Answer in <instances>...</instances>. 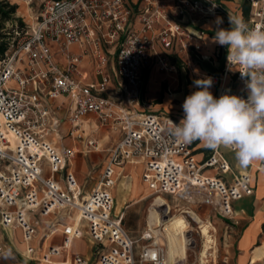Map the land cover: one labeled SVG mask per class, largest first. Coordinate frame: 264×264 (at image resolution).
<instances>
[{
	"label": "built area",
	"instance_id": "2783aa9c",
	"mask_svg": "<svg viewBox=\"0 0 264 264\" xmlns=\"http://www.w3.org/2000/svg\"><path fill=\"white\" fill-rule=\"evenodd\" d=\"M228 15L240 16L220 0L41 1L24 20L26 27L15 29L0 60V257L14 251L4 230L20 229L25 249L16 252L28 263L65 256L66 264H168L156 233L145 229L133 237L124 214L115 211L116 168L129 162L144 164L142 180L154 194L213 193L220 214L235 217L234 203L254 193L250 174L233 169L224 146L198 161V141L185 144L172 135L169 121L179 124L177 116L139 110L148 71L155 65L172 70L183 55L204 60L200 21L218 16L229 28ZM241 17L249 27L264 29V0H250L248 17ZM220 52L216 47L208 59ZM86 58L97 77L91 82L83 80ZM111 59L120 80L117 95L110 87ZM238 68L230 70L226 48L221 72L208 73L217 98L226 92L246 97ZM65 105L68 136L85 151H102L98 138L85 135L88 116L96 117L99 128L121 135L89 191L70 167L78 146L55 141ZM44 163L51 169L48 176ZM258 169L264 170V161ZM61 211L65 219L57 218ZM59 232L63 241L55 244ZM84 237L92 242L91 258L72 253L73 241ZM140 240L146 243L135 255Z\"/></svg>",
	"mask_w": 264,
	"mask_h": 264
},
{
	"label": "rangeland",
	"instance_id": "374dc122",
	"mask_svg": "<svg viewBox=\"0 0 264 264\" xmlns=\"http://www.w3.org/2000/svg\"><path fill=\"white\" fill-rule=\"evenodd\" d=\"M12 1L19 5L16 12V17L28 21L30 20L31 16L39 9L42 0ZM239 6L240 8L237 4H232V9L241 10L242 4ZM231 11L234 12V10ZM225 24L227 23L225 22ZM11 25L12 23L9 22L8 26L11 27ZM223 28H227V25ZM222 54L223 52L221 50L217 58L220 61V59L223 57L221 60L223 65L225 61V55ZM173 67L174 68L172 70V67H169V70H156L158 77L156 81L157 86L154 91L151 90L150 80L148 95L144 101L146 104L143 103L142 106L148 111H161L171 115L183 117L184 113L182 109V101L174 100L170 104H167L168 94L171 92L182 91L184 87L185 89H188L186 93L190 94L191 87H194V90H196L195 86L193 85V81L200 78L201 74H207V70L212 69V67H210L208 64L205 66L194 64L188 65L184 62L180 63L179 61H177ZM194 70H198V73ZM214 72L219 73V68ZM154 73L155 72H153L152 76L155 75ZM210 91L214 97H216V88L212 87ZM115 144L116 142L112 140V142L108 144V148L113 149ZM110 149L108 151H110ZM93 156L96 158L95 161L97 162V166L96 170L90 172V174L88 173V170L91 168L93 161H90V159L86 157V164L89 169L87 167L83 169L82 166L85 161L82 160L80 155L77 159V171L80 170L83 178H86L85 188H88L92 182V178L90 176L97 175L102 163L108 159L109 152H95ZM195 156L198 161H201L204 157V154L196 153ZM50 172V166L44 163V176L50 175ZM130 172L133 177H120L117 180V184L113 192L116 199L119 195V191L117 190L118 185L124 186L125 201L123 204L124 208L122 210L125 212L124 221L127 228H129L135 236L139 238L142 232L149 227L158 228L162 234L166 247V243L171 244L172 246L175 244L177 245L178 251L172 252V264H202L200 261V255L203 249V237L199 227L203 221H210L215 228L214 235L216 244V257L210 256L208 258V264H239L238 239L241 236L243 230L253 220H255V211H253L251 216L246 218L224 217L220 214L218 197L213 193L210 194L198 189H193L191 192L182 195H152L143 186L139 169L126 167L123 171V174H128ZM151 208H153V210L155 209L156 216H154L152 219L153 222L149 223L148 218ZM181 214L186 216V222L181 218H178V216ZM61 215L63 219H65L66 211L59 212L57 214V218H60ZM173 222H176L177 225L179 222L180 226L175 228V226L172 225ZM171 245L170 247L172 248ZM259 245H264V218L261 220V222H259L258 238L248 250L245 264H264V257L255 263L251 262V256L253 255L254 247ZM77 246L79 250L84 253L88 250L87 243H85V241H78ZM141 246L142 240L139 241L138 246L135 248V255L138 254ZM178 255L183 257L181 263L178 261ZM135 257L137 261V256Z\"/></svg>",
	"mask_w": 264,
	"mask_h": 264
},
{
	"label": "clouds",
	"instance_id": "9594fccd",
	"mask_svg": "<svg viewBox=\"0 0 264 264\" xmlns=\"http://www.w3.org/2000/svg\"><path fill=\"white\" fill-rule=\"evenodd\" d=\"M214 23L212 41L227 48L230 70L239 66L246 97L227 92L214 97L212 77L195 79L197 90L186 96L179 124L169 121L171 132L185 144L201 141L208 149H233L238 165L247 168L264 161V29L251 28L235 15H228L229 28L220 27L222 17Z\"/></svg>",
	"mask_w": 264,
	"mask_h": 264
},
{
	"label": "crops",
	"instance_id": "0c3cea01",
	"mask_svg": "<svg viewBox=\"0 0 264 264\" xmlns=\"http://www.w3.org/2000/svg\"><path fill=\"white\" fill-rule=\"evenodd\" d=\"M137 0H130L131 3L136 2ZM221 2H223L225 4V6L230 9V10H234L235 13H237L238 15L242 16V9L241 10H237V9H232V4H237L238 7L240 8V4H243L245 0H220ZM197 18H199L198 15H196ZM215 16L213 19L211 20H201L200 24L197 28L202 29L205 31V36H204V40H203V54L206 56V58L202 61H196V59L194 57H189L188 55H183L182 58H178L177 61H180V63H186L188 65L194 64V65H209L210 67H212V69L207 70L208 73L214 72L216 69L219 68V73L221 72L224 64L222 65L221 60L223 59V57L220 59L217 57H213L211 59H208L209 56H211L213 50L216 47H219L220 50H222L223 54L226 53V47L224 46H220L216 43H213L212 41V37L215 35V29H216V24L214 23V21L216 20ZM188 19V18H187ZM188 25H189V20H188ZM226 27V24L223 20V23L220 25V27ZM225 51V52H224ZM220 54V53H219ZM225 63V61H224ZM81 69L83 72V80L85 82H91L96 80V76L94 75V73L92 72V67L90 65V60L89 59H85L82 64H81ZM163 70V68L160 65H155L153 68H151L148 73H147V83H146V87H145V92H144V96H143V100L145 101L148 95V89H149V82L151 80V90H155L156 86H157V73L156 70ZM108 71L111 73V75L113 76V81L111 83V89L112 91L117 95V89L119 86V81L118 78L115 76V62L114 59H111L109 62V66H108ZM153 72H155L153 74ZM207 74H201L200 78L206 77L208 76ZM152 76V77H151ZM213 87L216 88V86L213 84ZM171 90V89H170ZM188 89L184 87V89L182 91H178V92H171L168 94V98L167 104H170L171 102H173L174 100H180L182 101V104L186 98V96L190 95L194 90V87H191V93L187 94L186 91ZM123 100L124 102L127 104V92L123 91ZM146 104V102H144ZM162 106V105H160ZM139 110L141 111H145L147 109H145L142 105L139 107ZM155 112H159V111H155ZM161 112V111H160ZM63 119L65 120V122L63 123L58 135V136H54L55 137V141L56 143H58V145H64V146H78L77 149V153L75 154L74 159L71 161L70 163V167L72 169V171L74 172L76 179L78 181V183L87 191L91 190L92 187L94 186V179H96L101 171V167L104 163H102V165L100 166L99 172L97 175H92L90 176L92 178V182L90 183V186L88 188H85V180L84 179L80 170L77 171V159L80 157L82 158L83 161H85L83 163L82 168L85 169L87 167L86 164V157L88 159H90V161H93V164L91 165V168L89 169L88 167V173L90 174V172L96 170V166H97V162L95 161L96 158H94L93 154L96 151H91V152H87L83 149L82 146H80L79 144H77L71 137L68 136V131L70 129V124L67 121V115H68V107L67 105H65L63 107V110L61 111L60 114ZM176 116V115H175ZM179 120H181L183 117H179ZM83 129L85 132V135L88 137H95L98 138L100 140V143L102 145V151L100 152H109L108 150L110 148H108V144H110L112 142V140H114V142L117 143V141L121 138V135L119 133H116L112 130L109 129H105V128H99L98 126V121L96 119V117L94 115L88 116L83 120ZM60 136L63 137L60 139ZM197 153H203L204 156H207L210 152V149L206 148L203 144V142L198 141L197 143ZM225 156L228 158V160L230 161L233 169L237 172H241V173H249L250 177H251V185L254 189V193L252 195L249 196H245L242 199L236 201L234 203V208H235V217L234 218H246L248 216H251L253 211H255V220H253L242 232L241 236L238 239V250H239V264H245V260L247 258V252L248 250L252 247V245L257 241L258 238V231H259V222H261V220L264 218V170H259L258 166L259 164L262 162L260 160L257 161H253L247 168H242L238 165L236 158H235V152L229 150L226 147L222 148ZM80 158V159H81ZM133 168V169H139L140 171V177H141V181L143 186L150 192V194L154 195V193L150 190V188L148 187V185L146 183L143 182L142 180V175L144 172V164L140 161L137 162H129L127 164H125L124 166L121 167H117L116 168V174H117V180L120 177H124V178H132L133 175L130 173L128 174H123V171L125 168ZM139 174V173H137ZM117 184V183H116ZM116 186V185H115ZM115 189V187L113 188V190ZM119 191V195L117 196V198L115 199V211L116 213H123L124 214V219H125V212L122 211L124 208V201H125V196H124V186L122 185H118V189ZM113 195L114 192H113ZM115 198V196H114ZM127 199V198H126ZM74 220V217L71 216L69 222H72ZM125 227L127 229V231L129 232V234H131L133 237L138 238L137 236H135L131 230L129 228H127L126 223L124 221ZM155 228V227H153ZM150 229V228H147ZM5 235L10 238L11 242L13 243V249L14 251L12 253L9 254H4L2 257H0V264H66L64 263L66 257L65 256H59V257H54L53 258V262L51 263H38L37 261H31V262H27L24 259H22L20 257V255L16 252H22L25 249V244L22 242V231L20 229L17 230H13V229H5L4 230ZM63 241V234L61 232H59L58 234H56L53 238H52V242H54L55 244H61ZM78 241H85V243H87V251L84 253L81 250H79L77 243ZM146 242L142 241V245L145 244ZM91 246H92V242L90 241V239L88 237H84V238H79V239H75L73 241L72 244V253L74 254H80L83 256H86L88 258H91ZM138 246V245H137ZM260 247H264V245H259V246H255L254 250H253V255L251 256V262L255 263L258 260H260L262 257H264V254L262 257H254V251L256 248H260ZM22 261V262H20Z\"/></svg>",
	"mask_w": 264,
	"mask_h": 264
},
{
	"label": "bare ground",
	"instance_id": "6f19581e",
	"mask_svg": "<svg viewBox=\"0 0 264 264\" xmlns=\"http://www.w3.org/2000/svg\"><path fill=\"white\" fill-rule=\"evenodd\" d=\"M156 201H157V199H156ZM154 216H156L155 209L153 210V208H151L150 213H149V218H148L149 223L153 222L152 219L154 218ZM178 218H181L185 222L187 221V218L184 214L179 215ZM172 225H174L175 228L180 226L179 222H178V225L176 222H173ZM149 228L156 233L158 239H160L161 241L164 242L162 234L158 228H153V227H149ZM199 228H200L201 235L203 237V239H202L203 240V249H202V252L200 255V261L202 264H208V261H209L208 258L210 256L216 257V247H215L216 244H215V235H214L215 234L214 233L215 228L210 221H203ZM164 244H165V242H164ZM166 244H167V247H166L167 262H168V264H172V261H171V257H173L172 252L178 251V248H177L176 244L174 246H172L171 244H168V243H166ZM170 245L172 246V248L170 247ZM173 247H175V248H173ZM167 248H168V250H167ZM263 254H264V247L256 248L254 251V257L255 258L256 257H262ZM178 257H179L178 261L181 263L183 260V257L179 256V255H178Z\"/></svg>",
	"mask_w": 264,
	"mask_h": 264
},
{
	"label": "trees",
	"instance_id": "16d2710c",
	"mask_svg": "<svg viewBox=\"0 0 264 264\" xmlns=\"http://www.w3.org/2000/svg\"><path fill=\"white\" fill-rule=\"evenodd\" d=\"M18 7L19 5L13 1H0V60L5 56L15 29L22 30L26 27L25 21L22 18L16 17ZM249 11L250 0H245L242 4V14L245 18L248 17ZM9 22L12 23L11 27L8 26ZM173 62L176 64L177 60L174 59Z\"/></svg>",
	"mask_w": 264,
	"mask_h": 264
}]
</instances>
